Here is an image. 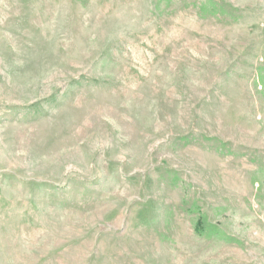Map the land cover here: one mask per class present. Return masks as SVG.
Wrapping results in <instances>:
<instances>
[{
  "label": "rangeland",
  "instance_id": "obj_1",
  "mask_svg": "<svg viewBox=\"0 0 264 264\" xmlns=\"http://www.w3.org/2000/svg\"><path fill=\"white\" fill-rule=\"evenodd\" d=\"M0 264H264V0H0Z\"/></svg>",
  "mask_w": 264,
  "mask_h": 264
},
{
  "label": "trees",
  "instance_id": "obj_2",
  "mask_svg": "<svg viewBox=\"0 0 264 264\" xmlns=\"http://www.w3.org/2000/svg\"><path fill=\"white\" fill-rule=\"evenodd\" d=\"M215 12H216V9L210 1H207L200 7V14L203 16H205L206 14H214ZM200 222L201 223L205 222L204 218L203 219L201 218ZM195 230L197 231L198 234L206 235L207 237H210L212 234H219L218 229L215 226H212L210 224H206L204 226L202 224H197L195 225ZM220 236L227 242H234V241L237 242L236 239H233L229 236H225L222 234Z\"/></svg>",
  "mask_w": 264,
  "mask_h": 264
}]
</instances>
